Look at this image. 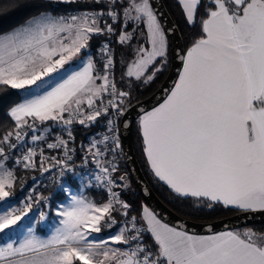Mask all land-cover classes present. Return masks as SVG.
Segmentation results:
<instances>
[{"label":"snow or ice","instance_id":"obj_1","mask_svg":"<svg viewBox=\"0 0 264 264\" xmlns=\"http://www.w3.org/2000/svg\"><path fill=\"white\" fill-rule=\"evenodd\" d=\"M92 2L93 10L72 15H55L41 5L46 10L0 32V89L26 94L8 109L12 126L0 133V235L20 228L34 206L48 203L43 195L29 194L22 207H12L18 169L75 175L73 125L91 127L107 118V134L81 146L82 163L91 161L97 169L88 186L104 196L89 198L74 179L62 184L67 202L55 209L58 224L51 235L40 238L29 227L22 240L0 245V264H264V232L190 234L162 223L148 208L140 217L146 228L129 217L131 205L121 198L127 175L117 156L118 121L132 103V91L117 86L111 39L100 46V67L87 50L94 36H115L128 49L120 61L121 81L148 85L168 64L167 30L150 0ZM179 3L185 22L199 33L180 56L182 70L169 94L139 117L147 163L196 210L264 213V0ZM7 6L4 0L0 10ZM130 21L146 25L145 44L132 47ZM77 60L82 67L70 71ZM52 124L67 138L57 134L48 142L56 131ZM28 140L32 146L25 148ZM40 142L61 155H46ZM47 216L39 212L40 221ZM145 231L153 244L144 241Z\"/></svg>","mask_w":264,"mask_h":264},{"label":"trees","instance_id":"obj_2","mask_svg":"<svg viewBox=\"0 0 264 264\" xmlns=\"http://www.w3.org/2000/svg\"><path fill=\"white\" fill-rule=\"evenodd\" d=\"M2 2H4V0H0V3ZM7 3L8 6L6 7V9L0 10V32L10 31L16 28L17 26L25 23L26 20H28L35 14H38V12L46 10L44 7H41V5H48V10H54L53 14L55 15H70L72 13L79 14L85 10H93L96 7V5L93 4L92 0H75V2L73 3H49V0H7ZM163 3L171 19L173 20V23L175 24L180 33L186 52L187 48L191 46L193 39L199 33V28L189 26L185 22L182 6L180 5L179 0H163ZM120 24L121 23L115 25L117 31L120 28ZM101 38L102 36H94L90 41L92 53L96 61V46L97 43L101 40ZM115 39L116 37L114 36L113 48L115 45ZM169 62L170 53L168 50V64L166 68L163 72L158 74V76L152 83L148 85H144L140 82H130L127 78L121 81V79L118 78L119 68L118 63H116L115 78L117 81V86L123 90H129V87L131 88L132 103L142 100L143 98L151 94L159 86L168 71ZM24 96L25 93L17 90L0 89V133L12 126V121L7 116L8 109L15 103H19ZM138 123L139 118L133 122L131 129L132 146L135 153V157L138 161V164L140 165V168L147 182L151 186L154 193L161 199L164 204H166L172 211H174L181 217L196 222H209L238 212V210L225 209L223 207H216L214 210H208L206 208L202 210H196L197 206H189L188 201L179 198L163 182L159 181L154 176L152 170L150 169V166L147 163L146 156L143 153V144L140 134L138 132ZM95 127L96 124L92 125L91 127H84L79 125L78 128H76L74 134V145L76 146V150L81 148V146L85 147L86 143H88V137L92 134L93 129ZM119 168L121 173L127 175L126 183L128 184V188L122 190V197L131 205L130 209L132 214L136 216L137 220L144 226V224L139 220V215L141 213L142 208L145 206V203L143 202L140 193L135 188L132 182L129 170L124 163L123 156H121ZM17 175L19 179L15 188L14 198L18 200V185L27 176V174L18 170ZM74 180L76 181V179ZM78 182L76 181L77 185H79ZM50 189L51 187H47L46 189H44V191L41 192L40 195L47 194L49 191H51ZM85 191L86 194H89L90 196H92L93 199H96L97 201L101 200V198L104 196L103 194L96 191L93 187L86 186ZM64 197L65 193L62 194V191H57L56 193H54L53 197L50 199V202L48 204L42 205H53L55 202L61 201ZM245 229H252L256 232H264V224L250 225L236 230L243 231ZM144 240L148 244H153L151 237L146 231L144 233Z\"/></svg>","mask_w":264,"mask_h":264},{"label":"water","instance_id":"obj_3","mask_svg":"<svg viewBox=\"0 0 264 264\" xmlns=\"http://www.w3.org/2000/svg\"><path fill=\"white\" fill-rule=\"evenodd\" d=\"M150 3L162 26L167 30L170 62L168 71L159 86L147 97L131 103L125 115L120 118L122 156L135 188L140 193L145 205L156 214L158 219L171 227L183 228L190 234L209 235L225 230H236L250 225L264 224V213L261 212L242 213L238 211L209 222H196L185 219L164 204L147 182L133 150L132 124L144 111H150L162 103L169 94L179 77V72L182 69L180 56L185 52L180 33L167 12L163 0H150ZM125 123L128 124V127L123 126Z\"/></svg>","mask_w":264,"mask_h":264},{"label":"built area","instance_id":"obj_4","mask_svg":"<svg viewBox=\"0 0 264 264\" xmlns=\"http://www.w3.org/2000/svg\"><path fill=\"white\" fill-rule=\"evenodd\" d=\"M72 14H75V13H72ZM72 14H70V15H72ZM109 22H111V21H109ZM109 39L112 40L111 47L113 48L114 36L113 37L102 36L101 40L97 43L96 54H97V62H98L99 67L102 63V57L100 55V46L102 44H104ZM106 120H107V118L102 117L99 119V121L97 123H95L96 127L93 129L92 134L88 137V143H86L84 148H87V146L89 145V143L93 139H100V138H102L103 135L107 134ZM118 123L120 124V119H119ZM78 126L79 125H73V135L75 134L76 128H78ZM41 127H43V126H41ZM51 127L55 128L56 131L51 133V135L48 138V142H51V140L55 139V136L57 134L63 135L65 138H67L66 133H64L60 129L59 126L52 124ZM30 135H31V133H29V136ZM28 146H32L30 140H28V142L26 143L25 148ZM71 146L76 147L74 145V143H72ZM39 147L45 148V154L46 155H61L59 150H55V151L48 150L45 147V142H40ZM16 155H20V153L17 152ZM83 155H84V152L81 150V148L76 150V153L74 155L75 175L68 174L64 178L59 177V173H58L57 169H53L52 171H50L48 173H41V171L39 169L25 171L22 168H19L18 170L27 174V176L18 185L19 201L24 202L27 199V197L29 196V194H31L33 196V198H35L37 195H40L41 192L44 191V189H46L47 187H51V189H50L51 191L47 190L49 192L47 194L43 195V196L48 198V203H49L50 199L53 197L54 193H56L57 191H62V189H61L62 184H66L71 179H75V178H77L79 181H81L86 186H88L89 179L97 172V169H96L95 165L91 163V161H89L88 164H83L82 163ZM121 156H122V150L120 148V150L118 152V156H117L118 164L120 163ZM110 158L111 157H109V159ZM92 183L94 185L95 182L93 181ZM93 188L96 191H98L99 193L104 195V193L99 188H96V187H93ZM121 198L123 200H125L122 196H121ZM131 216H134V215L132 214L131 209H130L129 210V217H131ZM117 219H118V221H122V218L119 215H117ZM138 226L144 228V226L139 221H138Z\"/></svg>","mask_w":264,"mask_h":264},{"label":"rangeland","instance_id":"obj_5","mask_svg":"<svg viewBox=\"0 0 264 264\" xmlns=\"http://www.w3.org/2000/svg\"><path fill=\"white\" fill-rule=\"evenodd\" d=\"M135 43L136 42L133 39L132 44L135 45ZM75 179H76L77 182L79 181L77 178H75ZM78 184L80 186V189L83 190L84 194L87 195L89 198H92V196H90L89 194H86V191H85L86 190V185L84 183H81V181L78 182ZM72 191L75 192V191H78V190L73 188ZM66 195H67V193H65V196ZM14 196H15V194L11 198L12 201H13L12 207H17V208L18 207H22L23 202L19 201V199L18 200L16 199V201H19V202H15ZM66 202L67 201L65 200V197H64L61 201H57L53 205H50V206H48V205H46V206L42 205V206H39V207H35L34 206L33 212L30 213L29 217L21 223L20 228L14 230L12 232L0 235V245L6 244V243H10V242H18V241L22 240L28 234V228L29 227H31L32 230L34 231V233L37 236H39L40 238H47L49 235H51V233L54 230L55 226L58 224V218L54 214L56 207L59 204L66 203ZM144 208H148V207L145 205L142 208L141 213L139 215V220L144 224V226H146L144 221H142L140 219V217L143 215V209ZM40 211H45V212L48 213V216H47L46 220H44V221H40L39 220V212ZM149 236L151 237L150 233H149Z\"/></svg>","mask_w":264,"mask_h":264},{"label":"crops","instance_id":"obj_6","mask_svg":"<svg viewBox=\"0 0 264 264\" xmlns=\"http://www.w3.org/2000/svg\"><path fill=\"white\" fill-rule=\"evenodd\" d=\"M36 15V14H35ZM122 20H123V16H122ZM121 20V21H122ZM24 24V23H23ZM123 26V24L121 23L120 24V28ZM119 28V29H120ZM133 29H135V38H134V41L136 42L135 45L132 44V47H136L137 44L141 43V44H145L146 43V34H147V27L146 25L143 23V22H129L128 23V31H133ZM119 31V30H118ZM116 41V39H115ZM114 48H115V51H116V61L118 63V78L120 79V76H121V73L124 71V69L121 67V64H120V61L122 58H127L124 56V53L128 51L127 47L126 46H121L119 44H117L115 42V45H114ZM168 50H169V47H168ZM90 54L93 55L92 53V49H91V42H90V48L87 50ZM93 58H94V55H93ZM78 67H82V61L80 60H77V61H73L71 63V65L69 66V70H76ZM182 70V69H181ZM179 78V77H178ZM126 79V78H125ZM178 80V79H177ZM15 202H19V201H16L15 199ZM146 228V226H145ZM149 234V233H148ZM152 239V238H151ZM153 241V240H152ZM154 243V242H153Z\"/></svg>","mask_w":264,"mask_h":264}]
</instances>
